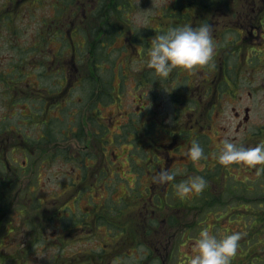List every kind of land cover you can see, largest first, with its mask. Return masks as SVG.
<instances>
[{
	"label": "rangeland",
	"instance_id": "rangeland-1",
	"mask_svg": "<svg viewBox=\"0 0 264 264\" xmlns=\"http://www.w3.org/2000/svg\"><path fill=\"white\" fill-rule=\"evenodd\" d=\"M38 1L0 0V180L16 179L14 187L17 188L27 181L33 170L45 173L48 179L42 180V186L57 190L58 202H61L67 197V190L61 183L67 172L84 173L86 191L80 194L76 206L95 209L96 205H104L101 212L107 216L110 206L115 209L109 215L113 220L110 230L119 241L121 254L114 264H187L202 227H208L218 236L233 231L243 234L232 264L251 262L247 254L258 257L252 264H264V172L255 174V168L242 164L221 168L219 163L218 171L211 170L207 174L209 177L204 176L209 185L207 191L223 197L224 201L217 204L215 211L223 219L220 223H214L213 208L203 204L201 216L208 218L194 225L197 207H200L198 201L203 200L204 194L180 199L175 188V184L188 177L201 175L194 170L189 174L183 166L189 162L180 160L189 157L187 153L194 132L205 150L203 163L192 162L201 172L218 160L217 152L224 139L236 140L245 147L264 143V1L114 0L109 4L112 8L106 7L105 11L116 14L100 20V33L92 30L83 38L74 35L72 30L68 36L65 30L64 39L63 35H54V39L51 36L56 31L52 23L61 14L58 1ZM175 4L177 9H172ZM70 9L71 6L64 9L66 15ZM170 10L178 13L177 18H169ZM162 13L166 14V19H160ZM63 20L64 17L59 23ZM164 22L168 26L210 24L217 44L210 66L193 71L174 70L167 81L161 82L152 81L151 70L147 67L136 70L134 62L146 58L150 40L161 32L157 29ZM105 26L128 27L108 31L110 28ZM55 55L59 60H67L68 66L63 67L69 69V73L60 72L51 64ZM67 75L70 77L69 105L60 113H41L38 108L41 95H45V91L60 90L65 80L62 77ZM206 84L215 88L216 93L201 96ZM36 90L42 94L38 98H28L31 91ZM246 108L248 119L244 121ZM55 115L62 120L53 119ZM48 119L51 125L43 129L42 122ZM192 119L198 120V126H193L194 132L190 129ZM68 125L70 131L75 127L79 133H84L85 140L99 139L100 157L87 156L80 167L69 166L61 159L41 162L47 150L63 154L61 132H65ZM142 141L150 143L152 148L158 145L157 150L162 154L169 151L176 156L172 163L165 156L161 169L175 171V180L169 183L160 180L159 186H167V191L165 195H155L171 207L167 214H151L152 204L157 205L159 201L156 198L148 201L151 196L146 187L155 181L149 179L143 169L154 153L151 152L147 159ZM86 154L92 156L94 153L88 150ZM246 175L248 180L242 182ZM89 186L91 188L87 189ZM235 186L239 188L234 189ZM138 192L146 194L141 198ZM229 195L231 198L227 200ZM38 196L44 203L51 202V195ZM126 200L129 203H124ZM10 202L17 203V199ZM254 210L261 213V222L254 220ZM11 212L14 213V209ZM10 218L7 221L15 223L16 229L23 226ZM116 222L118 230L113 225ZM102 224L107 225V221L103 219ZM105 225H102L103 232ZM160 231L168 234V247L166 253L154 254L150 251ZM128 235L146 236L150 254L141 240L135 248L127 247ZM93 242L90 240L84 246L86 254L93 248ZM11 250L14 248L5 249ZM158 255L162 258H153ZM43 257L35 255L23 259L22 263L45 264ZM5 264L14 263L7 261Z\"/></svg>",
	"mask_w": 264,
	"mask_h": 264
},
{
	"label": "flooded vegetation",
	"instance_id": "flooded-vegetation-1",
	"mask_svg": "<svg viewBox=\"0 0 264 264\" xmlns=\"http://www.w3.org/2000/svg\"><path fill=\"white\" fill-rule=\"evenodd\" d=\"M20 1V0H19ZM34 0H28V2H33ZM60 4V16L57 18L55 24V34L54 35H64L67 33L70 36V30L74 35H81L85 38V35L89 31L101 32V22L100 20L104 17H112L116 12L114 11H105L106 7H111L109 4L114 2V0H57ZM264 0H262L263 2ZM18 0H15V3ZM36 2H39L36 0ZM177 1H175L176 3ZM71 6V9L65 14L64 9ZM114 6V4H113ZM112 8V7H111ZM172 9H177L176 4ZM179 14H181V11ZM120 12V10H119ZM243 13V12H242ZM169 18H177L176 11H169ZM263 15L260 16V19ZM64 17L63 22L59 23L61 18ZM166 14L162 13L160 19H166ZM181 18V15L178 17ZM105 22H102L104 25ZM178 26V25H177ZM262 22H260V27ZM51 27V26H50ZM128 26H114L106 27L110 28L109 30L117 31L118 29L124 30ZM170 27H175L174 25L168 26L167 22L161 23V28L157 29L159 31H165ZM66 33L64 34V31ZM43 32H45L43 28ZM49 33V32H48ZM51 34V33H49ZM54 39V37H53ZM50 41V40H49ZM100 43V42H99ZM94 45L96 42L93 43ZM74 48V47H73ZM216 56V53H215ZM214 56V58H215ZM51 64H54L55 67L59 68L60 72H66L63 66H68L66 59L59 60V56L55 55L54 60ZM223 68V67H222ZM69 73V69L67 71ZM77 78H84L81 75ZM215 77V76H214ZM213 77V79H214ZM64 82L60 85V90L57 91H45V95H41L42 91L36 90L31 91L29 94L30 99L38 98V95H41L40 105L38 108L41 110V113L49 114V112H58L60 113L65 109L69 103V75L62 77ZM212 79V82H213ZM206 82L207 79H204ZM66 83V85H65ZM27 87H32V85L27 84ZM204 90L201 96L207 97L209 93L215 94L216 89L211 88L209 84L204 86ZM25 94V93H23ZM201 98V97H200ZM53 103H56L55 105ZM54 105V106H53ZM80 108L78 109L79 112ZM47 112V113H46ZM195 112V111H193ZM38 115V114H36ZM52 118V117H51ZM55 120H62L60 117H53ZM245 119V118H244ZM39 120V119H38ZM193 125H190L191 131H196L193 126H198V120L193 121ZM43 129L49 128L51 121L48 119L43 121ZM69 125L67 126L65 132H61V140H63L62 147L64 148L63 154H54L52 151L47 150L48 157H44L41 162L48 163L49 160L61 159L63 162L68 163L69 166L76 164L80 167V164L83 162V159H87V156L91 158H96L97 155L100 157L101 154V142L100 140L90 141L85 140V134L79 133L73 128L69 130ZM148 138V135L146 136ZM197 137L196 132H194V138ZM44 139V138H42ZM36 142H40L37 140ZM158 146V145H157ZM155 145L152 148L150 143L143 144L144 152L146 153V158L149 159L151 152L154 153L153 158L146 164L151 166L153 170H146L144 174L149 178L153 179L155 182L152 186L146 187L148 195L151 196L149 199L152 201L154 198L161 199L155 195L165 194L167 191V186H159V172L162 169L165 156L170 159V161L175 159L174 155L169 153H164L157 150ZM164 146V145H163ZM94 147H98V150H95ZM171 147V146H170ZM159 148V147H158ZM108 148H106L107 150ZM93 151V155H87V151ZM153 150V151H152ZM41 159V158H40ZM77 171L71 170L67 172L64 176L66 178L63 182V187L66 191V199H62V202H58L59 198L57 197V190H50L43 187L42 180L45 177V173H40L33 170L30 175L27 176V181L23 183L21 187H14V183L18 180L6 178L0 180V264H5L8 262H13L14 264H21V259H27L28 257L44 256L43 259L46 260L45 264H114V261L117 259V255L121 254L118 252L119 246L114 233L110 230L112 225L111 213L114 212L113 207H109L107 210L108 216L101 212V208L96 207L95 209H80L79 206H76V202L80 194H83L85 190V175L84 173H76ZM169 183V182H166ZM91 187H95L91 185ZM90 186L87 189L91 188ZM14 192V193H13ZM51 195L49 197L50 203L42 202L40 196L38 195ZM146 192H139L138 196L145 195ZM152 194V195H151ZM153 197V198H152ZM17 199V203H11L10 200ZM129 199V198H128ZM61 203V204H59ZM124 203H129L126 200ZM144 207V206H143ZM157 209L161 208L160 204H157ZM14 209V213L11 211ZM147 211V209H146ZM144 208L142 209V214L144 213ZM154 213L152 212V215ZM15 219L18 220L19 228H15L14 224L7 220ZM146 218V217H145ZM107 221V225L102 224V220ZM56 223V224H55ZM102 225H105V231H102ZM115 229H120L117 222L113 223ZM127 229V228H126ZM127 231H129L127 229ZM158 232V231H157ZM103 234V235H102ZM88 237V239H87ZM110 238L106 240V238ZM114 240H112V239ZM146 236L142 235L140 240L143 243V247L147 251H150L148 246L149 242ZM90 240H93V248H89L88 254L83 250L86 243H90ZM127 240L130 245L133 244L132 237L127 236ZM168 234L164 231H160L157 241L152 246L151 253L160 254L166 253L168 247ZM152 241V240H150ZM43 242V244H42ZM139 242V241H138ZM148 243V244H147ZM35 249L31 252V249ZM126 247V248H127ZM11 251H5V249H12ZM30 249L26 250V249ZM133 248V247H132ZM149 252V254H150ZM145 253V256L149 254ZM128 256V255H127ZM154 259L162 258L160 255L158 257H153ZM140 261L139 263H141Z\"/></svg>",
	"mask_w": 264,
	"mask_h": 264
},
{
	"label": "clouds",
	"instance_id": "clouds-1",
	"mask_svg": "<svg viewBox=\"0 0 264 264\" xmlns=\"http://www.w3.org/2000/svg\"><path fill=\"white\" fill-rule=\"evenodd\" d=\"M217 44L210 24L203 22L198 26L181 25L157 32L147 47L146 58L134 62V68L147 67L152 81H167L174 70L193 71L210 66L216 53ZM193 163L206 159L205 150L198 141H193L188 149ZM217 159L224 166L242 164L264 172V143L245 147L232 139H224L218 149ZM260 166V167H258ZM175 171L163 170L159 178L163 182L174 181ZM206 179L201 175L188 177L175 184L180 199H188L201 193L206 187ZM240 231L218 236L208 227H202L193 245V254L187 264H232L240 248Z\"/></svg>",
	"mask_w": 264,
	"mask_h": 264
},
{
	"label": "trees",
	"instance_id": "trees-1",
	"mask_svg": "<svg viewBox=\"0 0 264 264\" xmlns=\"http://www.w3.org/2000/svg\"><path fill=\"white\" fill-rule=\"evenodd\" d=\"M235 188H237V186H235L234 189H235ZM240 195H241V197H242L243 192L240 193ZM230 196H231V195H229L228 197L231 198ZM202 203H205V202H201L200 204H202ZM200 204H199V205H200ZM211 208H212V207H211ZM213 208H214V206H213ZM213 210H214V213H215L216 220L220 223L221 220H223L222 217H220V215L216 214L215 211H217V209L214 208ZM207 211H208V213L210 212L209 210H207ZM254 211H255V213H254V217H255V219H254V220L257 219V220H259V222H261V221H262V218H261V215H260L261 213H258L259 211H256V210H254ZM206 217H207V215H205V218H206ZM205 218H204V219H205ZM260 219H261V220H260ZM252 226H255V224L253 223ZM255 235L258 236V234H255ZM246 256H247V258H251L252 261L255 260L254 255L251 256L250 254H247ZM252 261H251V262H248V264H252Z\"/></svg>",
	"mask_w": 264,
	"mask_h": 264
}]
</instances>
